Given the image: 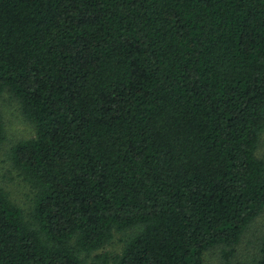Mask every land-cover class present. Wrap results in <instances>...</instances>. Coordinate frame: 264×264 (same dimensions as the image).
Segmentation results:
<instances>
[{"label": "trees", "instance_id": "16d2710c", "mask_svg": "<svg viewBox=\"0 0 264 264\" xmlns=\"http://www.w3.org/2000/svg\"><path fill=\"white\" fill-rule=\"evenodd\" d=\"M5 91L35 135L0 264H229L264 211V0H0Z\"/></svg>", "mask_w": 264, "mask_h": 264}, {"label": "rangeland", "instance_id": "374dc122", "mask_svg": "<svg viewBox=\"0 0 264 264\" xmlns=\"http://www.w3.org/2000/svg\"><path fill=\"white\" fill-rule=\"evenodd\" d=\"M0 109L6 130V139L0 151V185L6 189L10 198L24 210L25 214H28L33 204V192L12 166L9 155L16 142L35 135V127L23 116L19 102L8 91L0 94ZM257 155L264 160V133ZM132 232L131 229L125 233H116L112 241L98 252H107L110 255L120 253L123 247L122 239ZM263 238L264 211L250 224L241 242L236 246V255L230 259L229 264L249 262L257 258L260 255ZM222 249V246H218L206 251L204 264H225Z\"/></svg>", "mask_w": 264, "mask_h": 264}]
</instances>
